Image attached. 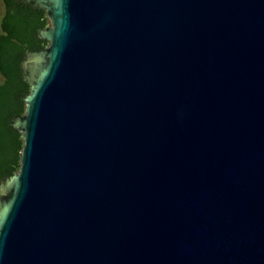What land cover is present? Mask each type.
<instances>
[{
    "label": "water",
    "instance_id": "95a60500",
    "mask_svg": "<svg viewBox=\"0 0 264 264\" xmlns=\"http://www.w3.org/2000/svg\"><path fill=\"white\" fill-rule=\"evenodd\" d=\"M18 1L0 264H264V0Z\"/></svg>",
    "mask_w": 264,
    "mask_h": 264
},
{
    "label": "trees",
    "instance_id": "16d2710c",
    "mask_svg": "<svg viewBox=\"0 0 264 264\" xmlns=\"http://www.w3.org/2000/svg\"><path fill=\"white\" fill-rule=\"evenodd\" d=\"M49 20L40 8L17 0H0V179L14 176L23 144L12 120L24 115L23 99L30 84L23 79L20 63L28 53L44 51L49 41L37 33Z\"/></svg>",
    "mask_w": 264,
    "mask_h": 264
},
{
    "label": "flooded vegetation",
    "instance_id": "af4514ba",
    "mask_svg": "<svg viewBox=\"0 0 264 264\" xmlns=\"http://www.w3.org/2000/svg\"><path fill=\"white\" fill-rule=\"evenodd\" d=\"M18 1V0H17ZM19 2V1H18ZM21 3V2H20ZM21 4H23V3H21ZM23 5H25V6H28V7H30L29 5H27V4H23ZM34 9H36V8H34Z\"/></svg>",
    "mask_w": 264,
    "mask_h": 264
}]
</instances>
